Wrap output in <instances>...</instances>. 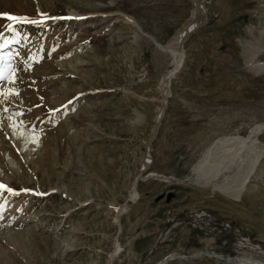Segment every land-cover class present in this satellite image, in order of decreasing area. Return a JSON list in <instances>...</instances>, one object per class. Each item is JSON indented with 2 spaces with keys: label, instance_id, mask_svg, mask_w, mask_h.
Returning a JSON list of instances; mask_svg holds the SVG:
<instances>
[{
  "label": "rangeland",
  "instance_id": "1",
  "mask_svg": "<svg viewBox=\"0 0 264 264\" xmlns=\"http://www.w3.org/2000/svg\"><path fill=\"white\" fill-rule=\"evenodd\" d=\"M201 3L127 200L191 0H0V264H106L123 202L113 264H264V0Z\"/></svg>",
  "mask_w": 264,
  "mask_h": 264
},
{
  "label": "bare ground",
  "instance_id": "2",
  "mask_svg": "<svg viewBox=\"0 0 264 264\" xmlns=\"http://www.w3.org/2000/svg\"><path fill=\"white\" fill-rule=\"evenodd\" d=\"M193 4V6H194V3H192ZM203 5V4H202ZM203 7H204V9H205V11H206V8H205V6L203 5ZM207 12V11H206ZM195 15H196V8H195V6H194V9H193V13H192V18H191V20H190V22L185 26V27H183L181 30H179L178 31V33H177V35L175 36V38H173L171 41H169L168 42V44H166L165 46H163V45H161V43H156V45H157V47H159L161 50H168V54H169V56H170V60H169V63L167 64V66H166V68L164 69V71L162 72V74H161V76H160V78H159V80H158V82H157V87H158V90H159V94H161V101H160V104H159V106L157 107V111H156V113H155V117H154V124H153V127H152V131H151V133L149 134V136L152 134V132H153V130H154V126H155V122H156V120L161 116V113H162V104H163V102L164 101H167V98H168V96H169V94H170V89H171V83H172V78H173V76H174V74H175V72H177L178 70H175L176 68H180V66H181V64H182V59H183V50H184V47L183 48H181L180 47V43H181V38H182V36H183V34H184V32L188 29V28H193V26H194V17H195ZM127 17L129 18V20L131 19L135 24H136V21L133 19V18H131L130 16H128L127 15ZM206 17V13L205 12H203L201 15H200V20L202 21V20H204V18ZM136 26H137V24H136ZM138 30H140L139 28H138ZM152 41H153V43H154V38H152V37H150V36H148ZM156 42V41H155ZM250 59V58H249ZM0 62H1V60H0ZM263 66V65H262ZM1 70V69H0ZM175 71V72H174ZM3 75L2 76H0V83L2 82V81H4V79L9 75V69H7V68H4L3 69ZM146 82V81H145ZM151 82V81H150ZM147 83V82H146ZM148 84V83H147ZM143 85V84H142ZM149 87H151L150 86V84H149ZM142 88V87H141ZM146 88V87H145ZM152 91V89L151 88H149L148 90H145L144 92H143V94L142 95H137V92H133L134 93V95H133V98H134V100H136L135 102H137V104L140 106V103H143L145 100H146V96H147V94H149L150 92ZM2 92V91H1ZM1 94H3V93H1ZM1 97H3V96H1ZM148 97V96H147ZM7 99V98H6ZM13 99V98H12ZM15 99V98H14ZM16 101V100H15ZM9 102V101H8ZM14 102V101H13ZM22 102V101H21ZM14 103H18V102H14ZM20 104V103H19ZM142 105V104H141ZM147 105V104H146ZM138 106V107H139ZM12 107V106H11ZM145 107V106H144ZM19 111V110H18ZM17 111V112H18ZM135 114H136V118H134L135 120H133V123L135 124V125H138V124H141V120H140V115H141V111L137 108V109H135ZM2 116V115H1ZM142 117V116H141ZM4 118H6V117H3V119ZM20 119V118H19ZM22 119V118H21ZM2 120V119H1ZM0 123H1V121H0ZM4 123V122H3ZM2 123V124H3ZM19 123H21V122H19ZM4 124H6V123H4ZM143 124V123H142ZM29 125V124H28ZM2 126H5V125H2ZM17 126H18V124H17ZM19 126H21V125H19ZM10 127V126H9ZM264 129V124H258V125H256L254 128H253V130L251 131V133H250V135L247 137V138H245V139H241L243 142L245 141H247V140H252V138H254L258 133H260L262 130ZM26 130V129H25ZM25 130H23L24 132H26ZM2 131V130H1ZM0 131V132H1ZM18 133V132H17ZM27 133V132H26ZM19 134V133H18ZM23 134V133H22ZM25 134V133H24ZM34 134V133H33ZM9 135H11V134H9ZM13 135V134H12ZM35 135H38V134H35ZM6 136V135H5ZM17 136V135H16ZM21 136V135H20ZM149 136L146 138V140H145V142H144V150H145V143H146V141H147V139L149 138ZM3 137V136H2ZM1 137V138H2ZM12 137H15V136H12ZM17 137H19V136H17ZM16 137V138H17ZM23 137V136H22ZM30 137V136H29ZM31 137H33V136H31ZM34 138H36V137H34ZM34 138H32V139H34ZM256 138V137H255ZM254 138V139H255ZM5 139H6V137H5ZM15 139V138H14ZM18 139V138H17ZM236 138H234V137H230V138H228L227 140L228 141H230V142H232V141H237V140H235ZM256 140V139H255ZM3 141V140H2ZM7 142V141H6ZM14 142V141H13ZM251 142V141H250ZM3 143V142H2ZM18 143V142H17ZM240 143V142H239ZM15 144V143H14ZM19 144V143H18ZM17 145V144H16ZM252 145H253V143H252ZM10 146V145H9ZM19 146H21V144L19 145ZM29 147H31L30 145H28ZM32 148V147H31ZM150 148V147H149ZM10 149H11V147H10ZM33 149H34V146H33ZM32 149V150H33ZM29 150V149H28ZM31 150V152H33ZM35 150V149H34ZM39 150V149H38ZM13 151V150H12ZM37 151V150H36ZM16 153V152H15ZM35 153V152H34ZM49 153V152H48ZM144 153H145V151H143V154H142V165H140V169H139V172H138V174L136 175V176H138V175H140V177H141V173L143 172V170H142V167H143V164H145L146 162L149 164V163H151V159H150V155H149V151H148V153H147V155H145L146 157L144 158ZM31 154H33V153H31ZM15 155V154H14ZM21 155H22V153H21ZM26 156H27V154H26ZM30 156V155H29ZM19 157V156H18ZM17 157V158H18ZM23 157V156H22ZM25 157V156H24ZM32 157V156H31ZM37 157V156H36ZM6 158V157H5ZM28 158V157H27ZM39 158V157H38ZM2 159V158H1ZM36 160H37V158H36ZM40 160H41V158H40ZM24 162H25V160H23ZM1 162V161H0ZM3 162V161H2ZM47 162V161H46ZM2 164V163H1ZM0 164V165H1ZM28 164V163H27ZM8 165V164H7ZM25 165V164H24ZM31 165V164H30ZM150 165V164H149ZM3 166L1 165L0 166V169L2 168ZM11 167V166H10ZM4 168H5V165H4ZM5 169H9V168H5ZM11 169V168H10ZM14 169V168H13ZM23 170V169H22ZM46 170V169H45ZM52 170V169H51ZM5 171V170H4ZM17 171V170H16ZM50 171V170H49ZM2 172H3V170H2ZM2 172L0 171V183H2V184H4V185H6V186H12V184L11 183H9V179H6V177H4L3 175H2ZM53 172V171H52ZM42 174V173H41ZM47 174H48V172H47ZM52 173H50V175H51ZM55 174V173H54ZM153 174V173H152ZM44 175V174H43ZM42 175V176H43ZM49 175V176H50ZM53 175V174H52ZM40 176V175H39ZM41 176V177H42ZM135 176V177H136ZM139 177V178H140ZM54 178V177H53ZM138 178V179H139ZM44 179V178H43ZM41 180V179H40ZM134 180H135V178H134ZM134 180H133V182L130 184V186H129V189H128V194H127V196H126V199H128V196H131V197H134L135 195H136V193H135V185H134ZM43 181V180H42ZM51 182V181H50ZM49 182V183H50ZM133 184V185H132ZM44 186V185H43ZM41 187V186H40ZM51 187V186H50ZM60 188V187H59ZM43 189H45V188H43ZM5 189H0V194H4V192L6 191H4ZM46 190V189H45ZM40 191V190H39ZM65 192V191H64ZM18 193V192H17ZM52 193V192H51ZM60 193V192H59ZM67 193V192H66ZM6 194V193H5ZM54 194V193H53ZM15 195V194H14ZM2 196V195H1ZM58 196V195H57ZM12 197H14V196H11L10 194H8L7 195V200L8 199H10V198H12ZM47 197V196H46ZM17 198V197H16ZM50 199V198H49ZM53 199V198H52ZM69 198H67V200H68ZM133 199V198H132ZM3 201V200H2ZM60 201V200H59ZM61 201H63V200H61ZM4 202H7L6 200L4 201ZM9 203V202H8ZM124 203V202H123ZM123 203L122 204H119L117 207H115V212L113 213V221L115 222V225H117V230H116V234H115V236H114V240H113V244H112V248H111V251H109L108 252V255H107V262H106V264H113V260H114V257L117 255V253L119 252V249H120V243H119V237H118V240H117V243L115 242L116 240V235H117V233H118V228H119V234H120V228H121V225H120V216H121V213L124 211V207H125V205H123ZM59 204V203H58ZM57 205V204H56ZM67 205V204H66ZM122 205H123V207H122ZM5 206H7V203H3V204H1L0 205V222L1 223H4L5 221H8V220H11L12 219V216L11 217H8L7 219H4V218H2L1 216H2V211L4 210V207ZM6 210V209H5ZM10 216V215H9ZM21 220V219H20ZM2 225V224H1ZM9 226V225H8ZM0 229H3V230H8V231H10V230H12L11 228H8V227H0ZM19 233L22 231V230H17ZM24 231V230H23ZM3 232H5V231H2V233ZM11 233V232H10ZM2 235V234H1ZM15 235V234H14ZM22 235V234H21ZM20 237V236H19ZM3 252V251H2ZM4 254V253H3ZM246 262H248V261H246ZM243 263H245V261H240L239 262V264H243ZM246 264V263H245ZM253 264V263H252ZM260 264H262V263H260Z\"/></svg>",
  "mask_w": 264,
  "mask_h": 264
},
{
  "label": "water",
  "instance_id": "3",
  "mask_svg": "<svg viewBox=\"0 0 264 264\" xmlns=\"http://www.w3.org/2000/svg\"><path fill=\"white\" fill-rule=\"evenodd\" d=\"M191 2L192 3H194V6H195V8H196V15H195V17H194V26H193V28L191 27V28H188L185 32H184V34H183V36H182V38H181V43H180V47L181 48H183L184 46H185V44H186V42L188 41V39L191 37V35L194 33V32H196L198 29H200L203 25H205V23H206V20H207V18L205 17L204 18V20H200V15L203 13V12H205L206 13V11H205V9H204V7H203V5H202V3H201V0H191ZM175 70H178V68H176ZM175 72V71H174ZM166 108H167V101H164L163 102V104H162V113H161V116L156 120V122H155V126H154V130H153V132H152V134L149 136V138L147 139V141H146V143H145V153H144V158L146 157L145 155H147V153H148V151H149V146H150V144L152 143V141L156 138V136H157V134H158V131H159V127H160V124H161V122H162V119H163V117H164V115H165V112H166ZM148 166H149V164L146 162L145 164H143V167H142V170H143V172L148 168ZM140 177V175H138V176H136L135 177V180H134V185H135V187H136V185H137V182H138V178ZM133 185V184H132ZM129 199H132V197L131 196H128V199L127 200H129ZM127 202V201H126ZM123 205H125V207H126V203L125 204H123ZM123 205H122V207H123ZM125 207H124V209H125ZM118 237H119V228H118V233H117V235H116V243H117V240H118Z\"/></svg>",
  "mask_w": 264,
  "mask_h": 264
},
{
  "label": "snow or ice",
  "instance_id": "4",
  "mask_svg": "<svg viewBox=\"0 0 264 264\" xmlns=\"http://www.w3.org/2000/svg\"><path fill=\"white\" fill-rule=\"evenodd\" d=\"M0 16H3V17H7L9 20H17L19 19L18 17L16 16H13V15H10L9 13L7 12H0ZM35 22V21H33ZM9 27H11L9 25ZM0 40H2L3 42H0V48L2 47H5L7 44L9 43H12L11 40H5L3 39V33H0ZM9 78L11 79V72L13 71L11 66L9 65ZM4 73H3V70H0V76H2ZM10 93H14V94H17L15 93V90L14 89H9L8 90ZM0 189H6L9 193H12V194H16V190L12 189V188H8L6 185L0 183ZM21 191H24V192H28V191H31L30 189H21Z\"/></svg>",
  "mask_w": 264,
  "mask_h": 264
}]
</instances>
